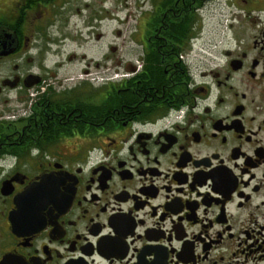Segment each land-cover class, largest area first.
I'll return each mask as SVG.
<instances>
[{"label": "flooded vegetation", "instance_id": "1", "mask_svg": "<svg viewBox=\"0 0 264 264\" xmlns=\"http://www.w3.org/2000/svg\"><path fill=\"white\" fill-rule=\"evenodd\" d=\"M108 1L0 0V264H264V0H135L111 67Z\"/></svg>", "mask_w": 264, "mask_h": 264}, {"label": "rangeland", "instance_id": "2", "mask_svg": "<svg viewBox=\"0 0 264 264\" xmlns=\"http://www.w3.org/2000/svg\"><path fill=\"white\" fill-rule=\"evenodd\" d=\"M216 6H212L206 10V12L201 17V22L196 30V35L199 37L198 43L207 47L212 43H218L219 41H224L228 39L230 31L228 27L231 22H229L228 15L242 16L243 11L240 8H225L223 3ZM141 5L140 2L135 0H109L105 4V19L103 21V37L104 39L101 43L93 44L90 43L88 55L93 61L101 59V56L105 53L109 60L110 67L114 65L117 61L118 52L122 47L129 49L130 46H125L131 44V40L134 35L132 32L136 28L142 26L141 23V11L137 10V7ZM135 8V10H134ZM224 15V16H223ZM224 18H223V17ZM120 32V33H119ZM120 34V36H117ZM206 47V48H207ZM117 48V51L113 49ZM124 49V50H125Z\"/></svg>", "mask_w": 264, "mask_h": 264}, {"label": "trees", "instance_id": "3", "mask_svg": "<svg viewBox=\"0 0 264 264\" xmlns=\"http://www.w3.org/2000/svg\"><path fill=\"white\" fill-rule=\"evenodd\" d=\"M194 20H196V18L194 19ZM193 25V23H191V26ZM186 32H187V34H186V36H189L190 34H192L189 30H186ZM189 32V33H188Z\"/></svg>", "mask_w": 264, "mask_h": 264}]
</instances>
